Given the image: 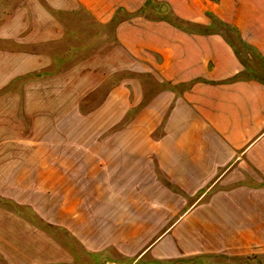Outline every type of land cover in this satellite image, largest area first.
<instances>
[{
  "label": "rangeland",
  "instance_id": "rangeland-1",
  "mask_svg": "<svg viewBox=\"0 0 264 264\" xmlns=\"http://www.w3.org/2000/svg\"><path fill=\"white\" fill-rule=\"evenodd\" d=\"M195 2L185 11L182 0L163 7L150 0L139 11L147 16L154 8L157 23L177 29L221 32L237 49L243 75L264 80V59L245 32L263 29L264 0ZM129 6L106 28L82 21L93 29L69 32L74 50L65 46L57 57L62 45L37 43L30 29L36 16L52 12L46 2L0 0V264H264V172L253 165L235 166L187 199L191 211L139 237L134 183L116 175V150L107 142L160 140L163 103L160 119L145 108L164 86L133 72L139 63L117 40L119 19L130 25L135 16ZM181 12L202 17L187 22ZM41 50L44 67L25 69L30 61L21 54ZM140 76L139 100L130 82ZM97 233L120 239L121 249L86 250L82 239Z\"/></svg>",
  "mask_w": 264,
  "mask_h": 264
},
{
  "label": "crops",
  "instance_id": "crops-1",
  "mask_svg": "<svg viewBox=\"0 0 264 264\" xmlns=\"http://www.w3.org/2000/svg\"><path fill=\"white\" fill-rule=\"evenodd\" d=\"M44 1L52 12L36 16L35 25L30 29L36 31L37 43L62 45L53 53L57 57L65 52V46L67 52L74 50L75 42L66 39L69 32L82 33L93 29L82 21L106 28L107 22L124 6L130 5L129 11L135 12L130 25L119 19L115 35L122 47L127 45L134 63H139V67H133L132 71L163 83L164 87L149 98L147 106L151 107L145 108L160 119L158 106L163 103V135L157 141L107 142V147L116 150V155L115 161L106 160L115 164L118 177L125 174V179L134 183L133 194L138 198V210L133 209L132 214H136V219L137 214L140 215L137 219L141 222L139 237L152 235L182 209L184 213L191 211L190 205L184 210L187 199L199 195L209 183L221 182L235 166L241 170L243 164L253 165L264 172V80L243 75L244 63L225 35L157 23L154 8L151 16L139 11L150 0ZM151 1L152 4L162 2V7L165 3L177 2ZM192 1L197 0H182L185 11ZM179 16L181 20L198 23L201 15L181 12ZM260 19L264 23V14ZM262 22L263 29L245 32L264 59ZM44 54L43 50L23 52L21 55L30 61L23 67H44L43 63L47 61ZM11 55L17 54L11 52ZM143 76L132 78L130 82L135 99L143 98ZM120 116L118 113L117 117ZM159 175L172 181L180 192L171 191L161 183ZM201 212L196 210L197 217ZM82 240L83 246L91 253L100 252L105 247H114L118 251L122 244L118 238L105 240L100 233Z\"/></svg>",
  "mask_w": 264,
  "mask_h": 264
}]
</instances>
